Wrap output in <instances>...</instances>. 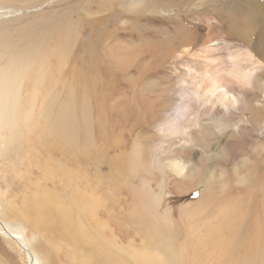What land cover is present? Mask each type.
<instances>
[{
	"label": "rangeland",
	"instance_id": "obj_1",
	"mask_svg": "<svg viewBox=\"0 0 264 264\" xmlns=\"http://www.w3.org/2000/svg\"><path fill=\"white\" fill-rule=\"evenodd\" d=\"M259 8L264 12V0H0V220L18 227L37 264L260 262L264 112L257 125L234 117L238 134L203 126L192 136L197 147L210 143L209 154L222 147L232 154L229 162L217 154L189 175L194 181L213 171L218 183L209 188L168 170L128 172L117 148L119 133L130 129L126 117L139 118L143 137L159 143L154 115L147 123L139 104L148 112L168 105L160 124L176 102L173 63L153 68L180 45L192 42L190 56L197 52L190 16L209 21L218 41L231 40L233 25L263 46L264 37L250 36V18L261 23ZM235 43L231 50L247 47ZM190 56L184 63L191 65ZM258 100L264 105L262 95ZM193 145L174 149L194 161L200 154ZM26 258L0 235V264H29Z\"/></svg>",
	"mask_w": 264,
	"mask_h": 264
},
{
	"label": "bare ground",
	"instance_id": "obj_2",
	"mask_svg": "<svg viewBox=\"0 0 264 264\" xmlns=\"http://www.w3.org/2000/svg\"><path fill=\"white\" fill-rule=\"evenodd\" d=\"M262 10L261 8L255 10V12H258V18L261 23L255 22L257 16L253 17L254 19H252V17L250 18V21L252 20L255 23L252 27L254 30L250 36L254 34L258 36L259 39L264 37V29L262 33H259V29L264 27V12H262ZM189 18L198 25L195 30V36L192 35L190 38V41L193 40L198 45L197 52L190 56V50H192L191 47L193 46L192 42L184 46L180 45L178 49L175 48L176 50L173 49L171 51L170 57L166 58L164 56L165 59L162 57V62L156 64L155 68H153L155 70H160L165 64L169 65V63H173L172 68L174 69L171 68V72L169 69L168 70L170 72L169 75L175 76H173L175 78L173 79V84L176 86L178 85L179 94L178 92L175 94L176 102L169 106L170 112L166 114L164 121L160 124L159 119L161 115L165 113V108L168 105H163L161 103L154 104L149 108L148 112V105L146 102L139 104V117L146 118L147 123L148 113L149 115L150 113L154 115L155 118L153 121L151 118V121L153 122L152 125H154V131L158 136L155 138L158 139L159 143L154 145L155 141H150L151 138L143 137V131L140 129H144V127L139 118L137 120L136 118L126 117L123 123L128 126L130 125V129L123 133L124 126L122 131L119 130L122 133H119L121 142L117 148L122 150L119 161L120 166L125 167L128 172H143L146 174L160 172L162 174L166 173L168 170L171 171L175 177L181 178L183 181L185 180L193 184L196 182V186L209 188L218 183V180H216L215 176L212 174L213 171L210 172V170L207 169V173H211L210 175L194 181L192 179L189 180V175L200 172L207 166L205 165L206 163L216 159L217 154L221 153L224 161L227 162H229L228 159H230L232 154L230 153V149L226 147H222L223 150H216L214 154H211V152L209 154L210 143L200 140L199 144L201 145L197 147V145L192 144V136L203 128V126L214 127L217 130L222 128L226 130L230 136L232 134H238L241 130V128H238L239 125L234 124L235 126H230V121L232 122L234 117L240 119L244 123L259 124L257 119L258 115L264 112V105L260 104L261 102H259V100L257 101L259 94L262 95L264 99V83L259 79V77H262L260 74L264 67V45H258L259 42L252 44L249 36H246L243 32L240 33L235 26L228 24L224 25H228L227 36H229L231 40L227 39V37H223L218 41L215 36L214 27L209 21H206L205 25H202L200 19L197 17L190 16ZM235 42L239 44L246 42L247 47L234 48V50H231L232 48H230V46L236 44ZM241 46H243V44ZM158 56L154 58V62L159 59ZM187 56H190L191 65L184 63L183 59ZM175 62H180L179 65L182 68V71L178 74L176 73L177 67L176 69L174 67ZM170 66L171 65H169V67ZM251 90L252 94L250 93L247 95V92ZM253 91L256 93H253ZM244 95L246 97L248 96L247 99ZM254 112H256V114H254ZM214 114H218V121L212 120V117H214L212 115ZM209 120H212V122L207 125L206 123ZM75 121L72 125L76 123ZM77 124L78 123H76V125ZM72 125H70V129H73ZM136 126L138 131H134V133L136 132V136L131 139V133H133V129H135ZM130 130L131 133L129 132ZM192 130L194 132H192ZM75 131H77L75 133H78V128L75 129ZM141 135L142 143H138L137 139ZM175 143L178 146L174 147ZM189 145L196 147L197 149H195V151L200 154L199 158L194 161L190 160L191 158L185 160L178 157L179 153L174 149H184L187 148V146L189 147ZM126 148L128 150H123ZM201 149L205 151H201ZM185 178H188V180ZM118 221L123 223L125 220L121 217L118 218ZM130 223H133L130 224V226L133 227L134 232L137 233L135 223L132 221ZM0 235L6 239L15 241L21 251L25 253L27 257L26 260L29 264H37L33 254H30L27 250L24 237L17 226L6 225L0 220ZM263 249L261 250L260 245H257L256 250H258V252L260 250L263 252ZM260 262L255 264H264V256L260 258Z\"/></svg>",
	"mask_w": 264,
	"mask_h": 264
}]
</instances>
